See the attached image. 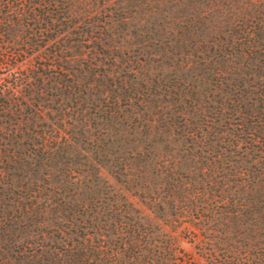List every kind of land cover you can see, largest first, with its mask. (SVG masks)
Masks as SVG:
<instances>
[{
    "label": "trees",
    "instance_id": "16d2710c",
    "mask_svg": "<svg viewBox=\"0 0 264 264\" xmlns=\"http://www.w3.org/2000/svg\"><path fill=\"white\" fill-rule=\"evenodd\" d=\"M63 110L71 118L66 145L75 139L73 127L93 126L98 115L129 118V126L136 121L140 141L149 135L188 146L226 141L227 155L243 161L241 215L251 205L264 210V0H0V264H35L34 240L21 237L40 224L47 238L71 231L78 246L55 256L43 246L37 262L91 264L97 255L82 256L73 231L82 212L69 205L71 194L54 199L32 190L41 188L50 157L65 150L58 128H47ZM220 119L227 125L216 127ZM26 184L28 194H20ZM235 216L221 217L219 230L240 228L226 244L244 246L250 227H238ZM197 228L212 253L205 214ZM262 243L242 259L215 261L264 264Z\"/></svg>",
    "mask_w": 264,
    "mask_h": 264
},
{
    "label": "rangeland",
    "instance_id": "374dc122",
    "mask_svg": "<svg viewBox=\"0 0 264 264\" xmlns=\"http://www.w3.org/2000/svg\"><path fill=\"white\" fill-rule=\"evenodd\" d=\"M25 65H20L19 69ZM78 94L81 97V91L73 96L76 100ZM107 99L105 97L103 102ZM65 112L63 110L58 117L60 121L47 127L50 133L58 128L54 135L65 148L63 155L50 157L49 166L42 170L45 179L41 188L32 190L38 193L43 190L42 194H51L54 199L64 193L71 194L69 205L82 212L73 226L81 239L82 256L90 250L97 253L91 264H217L215 257L237 260L244 258V254L258 252L264 238V225L260 224L264 210L251 205L246 216L241 215L239 207L244 192L239 184V171L243 161L232 151L227 155L226 141L205 147L180 145L157 135L140 141L136 121L129 126V118L124 122V117L111 119L98 115L94 117L97 122L93 126L73 127L75 139L66 145L62 136L68 134L71 118ZM222 120L214 125H227ZM45 126L41 124V130H45ZM239 149V145L234 148ZM230 167L232 173H229ZM27 185L18 187V192L28 194ZM201 191L195 200L194 196ZM52 204L53 201L48 206ZM232 212L238 227H250L244 246L226 244L242 234L240 228L219 230L221 217ZM204 214L212 228V253L206 249L208 245L200 241L202 235L197 228V220ZM41 225L35 234L21 237L24 241L34 240L33 263L43 264L41 258L36 260L43 246L52 256L62 249L70 252V248L78 246H74L69 227L65 228L68 233L61 231L62 237L47 238L44 236L47 228ZM52 225L49 223V227ZM40 232L42 235L38 236ZM226 236L229 237L225 239ZM89 262L87 259L86 264Z\"/></svg>",
    "mask_w": 264,
    "mask_h": 264
}]
</instances>
